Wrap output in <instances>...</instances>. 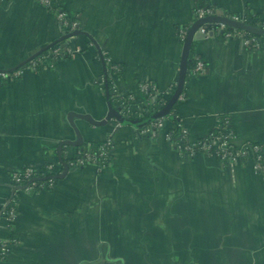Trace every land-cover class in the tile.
Masks as SVG:
<instances>
[{
    "label": "crops",
    "instance_id": "0c3cea01",
    "mask_svg": "<svg viewBox=\"0 0 264 264\" xmlns=\"http://www.w3.org/2000/svg\"><path fill=\"white\" fill-rule=\"evenodd\" d=\"M197 1H0V72L19 71L17 79L0 78V240L16 239L5 264H264V180L252 160L224 164L180 153L167 138L169 118L155 136H140L132 126L116 130L114 120L93 126L73 117L86 148L112 135L108 165H69L62 178L36 189H14L10 180L48 162L62 172L58 142L76 138L68 114L98 120L107 111L105 58L119 66L107 69L117 107L141 115L148 102L140 83L153 88L150 103L168 99L183 44L177 31L193 22ZM202 1L264 20V0ZM60 10L76 17L82 32L58 46L77 52L35 69L21 65L69 33ZM244 38L219 28L195 34L205 71L185 83L175 116L192 140L226 118L233 144L264 151V40L254 47ZM126 94L133 99L124 102ZM78 150L64 146L61 155L71 160Z\"/></svg>",
    "mask_w": 264,
    "mask_h": 264
},
{
    "label": "built area",
    "instance_id": "2783aa9c",
    "mask_svg": "<svg viewBox=\"0 0 264 264\" xmlns=\"http://www.w3.org/2000/svg\"><path fill=\"white\" fill-rule=\"evenodd\" d=\"M1 1V0H0ZM43 3L47 4L48 0H42ZM216 12L212 7H199L196 8L193 12L194 20L203 18L206 16H213ZM227 16L235 19V20H243L248 23H251L255 26L264 28V20L255 21L254 19H247L240 17L236 14H226ZM56 17L62 24L64 28L69 26V31L74 30L78 27V23L73 21L70 23L66 18V15L63 11H57ZM219 29L224 31L225 37H233L241 34V30L236 31H227V25L223 23H215ZM188 28H179L178 38L181 42L185 40L186 33ZM66 31V30H65ZM202 31H204L202 26ZM209 32V31H204ZM65 33V32H64ZM245 33V32H244ZM264 40L263 37H255L249 36L244 38V42L246 44H250L254 47H260L261 42ZM77 52L76 49H71L68 47H52L49 51L42 54L40 57L31 59L28 61V65L35 69L40 63L46 61L50 58L61 57V56H73L74 53ZM106 68L111 71H118L119 66L112 63L109 59L105 58ZM205 71V63L197 58L196 64L192 69L194 75H198ZM19 76V71H15L12 74H8L5 72H0L1 79L13 78L17 79ZM139 90L145 94L146 101L148 102L146 107L150 104L151 96L153 95V88L150 87L146 83L138 84ZM181 96V95H180ZM179 96V97H180ZM133 99L131 94H126L124 98V102H129ZM153 104V103H152ZM123 110H127V107L123 105ZM128 111V110H127ZM160 125V120L155 122L153 126L146 127L140 131L142 134H146L149 136H155L156 128ZM233 132L228 129V120L226 118H221L218 120L216 125L210 130L205 136L197 139H190L188 130L184 126H180V130L178 133H174L172 131L168 132L167 138L168 141L178 150L180 153L187 156L194 155H203V156H214L220 162L227 164H236L238 162L246 161L248 159L252 160L253 167L258 172L263 180H264V151L260 144L247 142L241 145H235L232 143ZM113 146L112 135H108L103 143L99 146L98 154H91L88 152L81 153L77 152L79 156H74L67 163L68 166H85L87 164H94L99 168L104 167V162L108 158V155L105 154L106 149H111ZM59 164V163H58ZM55 174V163L48 162L44 164L42 168L36 169L33 166H25L24 168L15 171L11 174L10 180L12 183L16 185H25L26 189H36L43 187L44 185H52L53 178L51 177ZM45 176V178H43ZM43 178V179H41ZM16 213L15 206L10 204L6 215L8 219H12ZM16 239L11 237L9 239L0 240V260L6 258L9 246L14 244Z\"/></svg>",
    "mask_w": 264,
    "mask_h": 264
},
{
    "label": "water",
    "instance_id": "95a60500",
    "mask_svg": "<svg viewBox=\"0 0 264 264\" xmlns=\"http://www.w3.org/2000/svg\"><path fill=\"white\" fill-rule=\"evenodd\" d=\"M216 14L213 16H206L203 18H199L194 20L193 22L190 23V25L188 26L187 29V33H186V37L185 40L183 41L182 44V51H181V59H180V64H179V72H178V78H177V82H176V87L174 92L171 94V96L169 97L167 104L160 110H158L157 112H155L154 114L146 117V118H128L125 117L121 111L120 107H114L112 106V104L109 101L108 98V87H107V68L106 65L103 62V77H104V87H105V95H106V104H107V111L104 115L103 118L101 119H94L90 114H80V113H74L71 112L70 114H68V121L70 123V125L72 126L75 136L76 138L74 140H61L58 142V145L56 147V152H57V157L59 162L62 165V172H60L59 174H54L51 177L52 178H62L67 170H68V164L65 162L64 158L61 155V151L63 149L64 146H74V147H79L83 144V138L81 135V132L79 131L78 127L74 124L73 122V117H77L80 118L82 120H85L86 122H88L90 125L93 126H106L108 124H110V122L112 120H114L115 122V129L117 130V128L120 125H128V126H132L134 128H140L141 126L145 125L146 123L153 121L157 118L163 117L167 114H169V111L171 110L172 106L176 103V101L178 100L183 86H184V82H185V75H186V70H187V57L189 54V50L190 47L193 43L194 40V36L196 33H200L202 32V26L206 23H223L229 27L234 28L235 30H241L244 32H248L251 34H255L258 36H261L264 38V28L255 26L251 23H248L246 21L243 20H235L229 16L226 15V13L220 9H216L215 10ZM80 31V29H77L75 31H71L69 33L63 34L60 37V40H65L71 36H73L74 34H77ZM85 35L89 36L87 33H84ZM54 44V42H52L51 44H49L48 46L43 47L41 50H39L38 53L34 54L29 60L23 62L21 65L26 64L28 61H30L35 55L47 50L49 47H51ZM43 179V178H41ZM24 189L25 185H19L16 186L14 189Z\"/></svg>",
    "mask_w": 264,
    "mask_h": 264
},
{
    "label": "trees",
    "instance_id": "16d2710c",
    "mask_svg": "<svg viewBox=\"0 0 264 264\" xmlns=\"http://www.w3.org/2000/svg\"><path fill=\"white\" fill-rule=\"evenodd\" d=\"M199 7H203V8H204V7H211V6H209L208 4H206L204 1L199 0V1H197V3H196V6H195V8H194V11H195L196 8H199ZM212 8H213V7H212ZM213 9H214V8H213ZM214 10H215V9H214ZM60 11H62V10H60ZM194 11H193V12H194ZM63 12H64L65 15H66V18H67V20H68V22H69V25H70V23H72L73 21L76 20V17H73V15H70V14H68V13L65 12V11H63ZM254 20H255V21H260L261 19L256 18V19H254ZM193 21H194V20H193ZM189 25H190V24H186V25H184L182 28H188ZM69 28H70V27L67 26L66 29H65V30H66L65 32H71V31H69ZM217 28H218V27H217V25H216L215 23H206V24L203 25V29H204V31H210V30L214 31V30L217 29ZM77 29H79V26H78L77 28H75L74 30H72V31H75V30H77ZM226 30H227V31H231V32H232V31H236L234 28L229 27V26L226 27ZM178 31H179V30H178ZM178 31H177V36H178ZM249 36H255V37H258V38L261 37V36H258V35H255V34H251V33H248V32H245V33H244V37H249ZM61 41H62V40H60V39L55 40V41H54V44H53L50 48H48V49H51L52 47H56V46H58V45L61 43ZM42 54H43V52H41V53L35 55L32 59L37 58V57H40ZM197 58H200V57H199L198 54L195 52L194 43H192V45H191V47H190V50H189L188 57H187V70H186L185 82H184V86H183L182 92L184 91L185 83L188 81V79H189L191 76H194V74H193V72H192V69L194 68V66H195V64H196ZM203 62H204V61H203ZM107 87H108V98H109V101H110V103L112 104V106L117 107V106H116V105H117L116 103H117V101L119 100V97H118V96H115V95H113V94L111 93V83H110V80H109L108 76H107ZM175 87H176V84H174V85L171 87V93L174 92ZM182 92H181V94H182ZM181 94H180V95H181ZM168 99H169V98H168ZM168 99H162V100H159L158 103H153V104L150 103V104H149V105L143 110V112L141 113L140 116H136V115L133 114L132 112H128L127 110H123L122 108H121V111H122L123 115H124L125 117H128V118H146V117H148V116L154 114V113L157 112L158 110L162 109V108L167 104ZM177 101H178V100H177ZM177 101H176V103H177ZM176 103L172 106L171 110L169 111V114H167V115H165V116H163V117L157 118V119H155V120H153V121H150V122L146 123L145 125L141 126L140 128H136V131L138 132V134H139L140 136H144V135H146V134H142V133H140V131H141L142 129L146 128V127L151 126V125L153 126V124H154L155 122H157L158 120H161L162 118H169V119H171L172 122H173V127L170 129V131L174 132L175 134L178 133L179 130H180V126H182V125L179 123L177 117L175 116V106H176ZM228 129H230V130L232 131V129H231V127H230L229 124H228ZM156 131H157V128H156ZM102 143H103V141H102L101 143H99L97 146H95V147H89V148H86V147L84 146V143H83L81 146L78 147V149H79L78 152H81L82 154L85 153V152H88V153H91V154H98V153H99V146H100ZM105 154L108 155V158H107V159L105 160V162H104V165L106 166V165H108V163H109V161H110V154H111V153H110V149H109V148L105 150ZM75 156H79V154L77 153ZM64 160H65L66 162H67V161L69 162V160H67L66 158H64ZM5 261H6V258L0 260V264H5Z\"/></svg>",
    "mask_w": 264,
    "mask_h": 264
}]
</instances>
